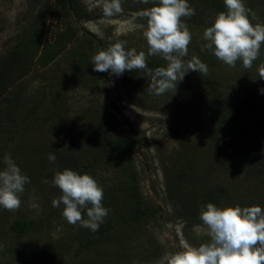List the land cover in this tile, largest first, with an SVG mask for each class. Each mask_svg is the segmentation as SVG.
<instances>
[{
  "label": "trees",
  "instance_id": "trees-1",
  "mask_svg": "<svg viewBox=\"0 0 264 264\" xmlns=\"http://www.w3.org/2000/svg\"><path fill=\"white\" fill-rule=\"evenodd\" d=\"M188 3L195 9L196 14L190 18H183V22L199 36L198 42H193L198 43L199 59L208 66L209 71L207 75L199 74L197 81L200 86L191 83L187 86L186 93H195L196 100L200 98L199 103L204 100L210 102L212 107L210 108L209 105L203 109L204 116L213 114L215 117L218 116L214 129L205 133L195 129L192 135L197 139L219 144L240 162L246 177L256 178L257 174L264 173V125L258 123L264 115V92L258 90L259 93H255L251 90L253 86L258 88L261 85L258 81L259 68L264 64V58H262L264 50L261 49V54L253 62L251 69H245L242 62L237 61L232 71H225L221 66L223 64L216 61L217 58L213 52L201 51V45L206 43L203 32L210 27L209 24H212L201 15L206 13L213 17L216 13L218 15L225 12L224 0H188ZM155 6H158V0ZM152 7L154 6L148 5L146 9ZM246 7L254 11L259 18L252 20L253 24L264 23V0H249ZM146 9L133 12L137 14ZM52 14L84 21L91 19L87 11L78 6L77 0H38L31 17L18 25L15 36L0 57V139L5 142L7 153L10 154L9 147L15 145L20 130L27 131L24 125L25 118L21 115L18 118L19 108L22 107L21 102L25 100V90L19 89L21 83L38 80L42 91L38 89L36 91L43 94L45 99V108L41 109L46 110V116L43 117L42 122L48 125V132L55 135L59 133L58 123H68L64 118L68 109L63 106L72 100L67 90L63 89L67 78L81 75L92 85H97L101 79L100 74L96 76L92 69V58L100 51V47L99 45L91 46L90 42L93 39L88 38L87 34L84 35L86 40L83 39V43L76 49V56L69 59L70 62L67 65H52L65 61L59 58L64 53V48L77 41L76 30L71 26H67L59 33L57 41H53L55 43L44 37L46 22ZM249 18L252 19L251 15ZM135 20L139 24H147L145 18L137 16ZM136 51L139 53L144 50ZM144 52L146 54V51ZM80 54L82 58L79 57ZM147 65L154 71L157 67H166L167 61L147 56ZM37 66L40 68V73L38 72V77L34 78L32 74L37 73L35 72ZM53 66H57L54 73L51 70ZM51 71V77H46ZM147 76L150 75L146 70H133L124 72L119 78L124 96L130 104L143 110L157 111L159 107L154 108L156 105L151 103L141 90L142 80ZM29 88L27 92H33L34 89ZM47 88H49L48 96L45 97ZM139 90L142 97L138 95ZM213 105L220 109L216 110ZM85 113L84 122L87 124L84 128L87 134L85 142L87 147L77 150L73 156L69 155L73 147L62 148L63 154L56 151L59 148L52 149L49 146L29 153V148H22L23 144L21 147L17 145L19 152L11 155L14 154L13 158L17 160L16 164L22 174L28 175L30 182L25 187H33L40 176L48 180L46 175L55 169L60 172L70 169L78 174H88L95 180L98 178L97 183L104 192L102 204L109 209V214L95 233L80 225L69 224L65 220L68 238L59 234L56 240L50 236L52 232L48 221L51 219L48 217L45 218L44 223L40 221L41 219L34 217L23 215L14 217L10 223H7L6 230L0 229V264H62L65 260V264H71V261L67 259L70 250L78 257L86 255L88 260H85L84 264H157L164 256V250L161 252L162 248L154 244V238L149 231L152 222L159 224L161 211L154 200L144 197L141 193L138 171L135 167H131L129 161L136 139H133L127 131L117 130L121 124L107 109L101 110L95 106L90 107ZM249 116L255 118L252 119ZM6 117H11L9 122H5ZM236 121L243 126L238 125L237 128L230 127L225 130L229 122L236 123ZM247 132L250 135V148L248 146L245 148V145L241 143L242 136L245 137ZM50 153L56 156L54 163L48 160ZM176 154L180 157L187 155L188 148L181 145ZM122 158L126 159L124 167H116L115 163ZM174 162L170 168L164 169L166 198L176 205L173 216L183 220L185 229L186 226L190 228V226L203 225L200 220L202 208L209 203L217 207L227 203L225 189H206L201 184L205 181L207 185L208 180L200 179L198 174L197 179L194 178L197 180L193 182L195 186L190 185L180 191L181 185H187L186 178L190 173L188 166L185 167V162L179 165L175 160ZM102 172H112L114 176L108 182L110 177ZM115 178L117 179L112 184ZM261 181H264V175ZM198 187L202 189L201 191L206 189L202 195L197 193L198 190L195 191ZM54 191L61 192L56 186ZM254 196L261 198L257 193H254ZM53 199L54 196L50 195L51 210L54 213L63 210V204L53 207ZM82 215L87 219L86 209L83 210ZM38 234L45 235L47 239L38 243L35 241ZM186 234L184 232L186 240L192 247H199L201 243H204V240L196 237L188 238ZM19 251L24 253L20 256H25L27 261L19 259L17 256ZM56 259L59 260L53 262Z\"/></svg>",
  "mask_w": 264,
  "mask_h": 264
},
{
  "label": "rangeland",
  "instance_id": "rangeland-1",
  "mask_svg": "<svg viewBox=\"0 0 264 264\" xmlns=\"http://www.w3.org/2000/svg\"><path fill=\"white\" fill-rule=\"evenodd\" d=\"M37 2L38 0H0V57L15 36L18 25L31 17ZM104 2L105 0H77L78 6L86 10L91 16V19L88 21L75 18L70 19L58 14H52L48 17L44 34V37L48 41L50 40L52 43H55L53 41H57L59 33L67 26L75 29V33L77 34V41L66 46L64 53L59 57L62 60L65 59V61L52 65H67L70 62L69 59L74 58L77 47L83 43L85 34H87L88 38L93 39L90 42L92 43L91 46L99 45L100 50H106L107 47L118 41H125L126 50L135 48L136 50H144L147 54L148 45L146 38L143 36L147 24H139L135 20L137 15L133 11L146 9L148 5L155 6L156 0H149L148 4H143L140 0H121L123 12L112 17L105 16L103 12ZM244 3L246 6L249 4V0H244ZM201 16L213 24L217 13L213 17H211V14L206 13H203ZM212 24L209 25L211 26ZM189 31L192 30L189 29ZM191 34L192 41L188 47V55L183 57L185 64L193 56L199 58L197 43L199 36L193 31ZM193 41H197L196 44ZM261 49L264 50V46ZM79 57L82 58L81 54ZM149 57L164 60L161 56ZM262 58H264V55ZM216 61L222 63L223 65L221 66L227 72L234 69L218 59ZM56 68L57 66L52 67L53 73ZM35 72L37 73L32 75L34 78H37L38 72L40 73L38 66ZM94 73L96 76L100 74L101 77L97 85H92L81 75L67 78L63 89L67 90L72 100L63 106L68 109V112L64 116L68 123H58L59 133L55 135L50 134L47 130L49 129L48 125L42 122L43 117L46 116V110L41 109L45 108V99L43 94L36 91V89L42 91L39 88L38 80L27 81L25 84H23L24 82L21 83L19 89L21 91L25 90V100L21 102L22 107L19 108L18 118H20V115L25 118L24 125L27 127V131L20 130L15 145L9 147L11 154L19 152L18 146L21 147L23 144L22 148H29V153L49 146L52 149L59 148L56 151L63 154L62 150L73 147L69 154L73 156L77 150L87 147L85 145L87 134L84 128L87 124L84 122L85 112L90 107L95 106L101 110L107 109L121 124V126L117 127V130L127 131L133 136V139H136L134 151L129 158L131 167H135L138 171L139 188L143 196L154 200L161 211L159 224L152 222L149 229L150 234L154 238V244L162 248L161 252L164 250V256L157 264H167V259L171 254L184 250L186 246H191L186 240L187 237L184 236V232L187 233L188 238L196 237L204 240V243L199 242L201 244L210 243L211 241V237L207 234L204 225L190 226V228L186 226L185 229L183 220L173 216V209L176 205H173L166 198L164 169L170 168L174 160L178 165L181 162H185V167L188 166L190 173L186 178L187 185H181L180 191L185 190L190 185L191 187L195 186L196 184L193 182H197V180H194V178L197 179L196 176L199 174L200 179L208 180L207 185L204 183L205 181L201 184L206 189H225L228 198L227 203H223L218 208L263 206L264 181H261V178H263L264 173L261 175L257 174L256 178L246 177L240 162L219 144L210 143L203 139L200 140L192 135L195 129H199L201 133L214 129L218 119V116L215 117L214 114L209 116L202 114L203 109L210 105L209 101L204 100L199 103L200 98L196 100L195 93H186L187 86L191 83L199 85L197 78L200 73L188 72L183 79L186 82L181 81L177 85L176 90H168L162 95H156L153 91L148 90L151 76L144 78L141 90L147 99H150L151 103L156 105L154 108L159 107L156 109L157 111L151 109H149L151 111L143 110L130 104L124 96L119 76L111 74L110 71L99 73L95 71ZM51 75L52 71L46 77L49 78ZM258 81L261 82V85L258 88L253 86L251 90L255 93H259L258 90L260 92L264 90V80L259 79ZM27 88L30 90L34 89L35 91L27 92ZM201 88L204 89V86L201 85ZM48 91L49 88H47L45 97L48 96ZM138 95L140 97L143 96L140 90L138 91ZM209 107L211 108L212 105ZM213 107L216 110L220 109L214 105ZM249 118L254 119L255 117L249 116ZM10 119L11 117H6L5 122H9ZM237 122L239 121H236V123L229 122L225 130L242 125L240 122ZM258 123L264 125L262 124L264 123V115L258 120ZM242 137V145L244 144L245 148L247 146L250 148L249 133L247 132L245 137ZM136 145L139 146V149ZM181 145L188 148V154L182 157L176 154ZM5 154L10 153H7L5 142L0 139V170H3L5 167L3 163ZM13 155L11 157L16 163L17 160L13 158ZM125 160L122 158L117 161L115 163L116 167H124ZM57 171V169L52 170L49 172V175H46L48 176V180L46 179L48 183H44L45 178L40 176L38 178L39 181L37 180L33 187H25L24 192L20 194L21 206L17 211L10 212L0 208V229L2 231L8 228L7 223H10L14 217L23 215L41 219L42 223L45 222V218L47 217L51 219L48 221V224L51 226L50 231L52 232L50 236L55 240L58 239L59 234L61 236L68 235V231L65 229L66 223L64 224L66 219L62 215L63 210L54 213L51 210L52 206L49 200L50 195H53L54 199L62 195V192L54 191L55 186L52 183ZM102 174L110 177L108 178V182L114 176L112 172H102ZM116 179H113L112 184ZM96 181L99 182V179L96 178ZM201 190L200 187L195 189L197 193L199 192L202 195L205 190ZM254 193L260 195L261 198L259 196L255 197ZM262 210H264V206ZM46 239L45 235L38 234L35 241L42 243ZM20 255H24L22 251H19L17 256L19 259L27 261L25 256ZM67 259L71 261V264H84V261L88 260L86 255L78 257L71 250ZM58 260L56 259L53 262H57ZM65 262L62 264H65Z\"/></svg>",
  "mask_w": 264,
  "mask_h": 264
},
{
  "label": "clouds",
  "instance_id": "clouds-1",
  "mask_svg": "<svg viewBox=\"0 0 264 264\" xmlns=\"http://www.w3.org/2000/svg\"><path fill=\"white\" fill-rule=\"evenodd\" d=\"M140 2L148 4L149 0ZM224 4L226 11L219 13L203 32L206 43L201 45V51L213 52L229 67L234 68L237 61H241L245 69H251L264 46V23L253 24L252 20L259 18L245 6L244 0H224ZM103 12L108 17L122 13L121 0H105ZM195 14L188 0H158V6L136 14L147 20L143 32L148 45L147 56H161L167 61L166 67H157L153 71L148 68L144 51L126 50V42L118 41L93 56V70L110 71L116 76L126 71L146 70L151 76L148 90L156 95L176 90L190 71L207 75L208 66L198 57L193 56L187 64L183 60L192 41V34L183 18ZM259 76L264 80V64L259 68ZM48 160L54 163L55 154L50 153ZM3 163L5 167L0 170V208L15 212L21 206L20 194L30 180L22 174L10 154H5ZM43 182L48 183L46 179ZM52 183L62 192L59 198L53 199V207L63 204L62 215L69 224L97 232L109 214V209L102 204L103 188L97 181L88 174L65 169L55 173ZM85 209L87 219L82 215ZM200 220L211 242L199 247L186 246L184 250L171 254L167 264H264V210L261 207L220 209L209 203L202 208Z\"/></svg>",
  "mask_w": 264,
  "mask_h": 264
},
{
  "label": "water",
  "instance_id": "water-1",
  "mask_svg": "<svg viewBox=\"0 0 264 264\" xmlns=\"http://www.w3.org/2000/svg\"><path fill=\"white\" fill-rule=\"evenodd\" d=\"M137 148L139 149V146L137 145ZM147 181H148V172H147Z\"/></svg>",
  "mask_w": 264,
  "mask_h": 264
}]
</instances>
